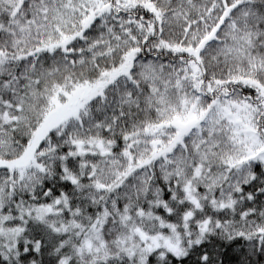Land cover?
Wrapping results in <instances>:
<instances>
[{
  "label": "snow or ice",
  "instance_id": "6c2138e0",
  "mask_svg": "<svg viewBox=\"0 0 264 264\" xmlns=\"http://www.w3.org/2000/svg\"><path fill=\"white\" fill-rule=\"evenodd\" d=\"M0 264H264V0H0Z\"/></svg>",
  "mask_w": 264,
  "mask_h": 264
}]
</instances>
